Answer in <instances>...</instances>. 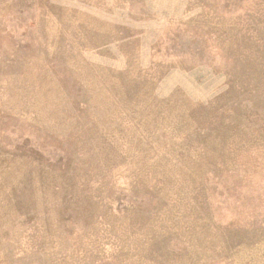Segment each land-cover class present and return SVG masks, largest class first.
<instances>
[{
	"label": "rangeland",
	"instance_id": "1",
	"mask_svg": "<svg viewBox=\"0 0 264 264\" xmlns=\"http://www.w3.org/2000/svg\"><path fill=\"white\" fill-rule=\"evenodd\" d=\"M0 264H264V0H0Z\"/></svg>",
	"mask_w": 264,
	"mask_h": 264
}]
</instances>
